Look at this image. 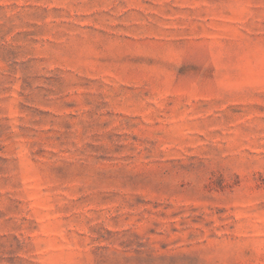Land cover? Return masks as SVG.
Listing matches in <instances>:
<instances>
[{"label": "rangeland", "instance_id": "rangeland-1", "mask_svg": "<svg viewBox=\"0 0 264 264\" xmlns=\"http://www.w3.org/2000/svg\"><path fill=\"white\" fill-rule=\"evenodd\" d=\"M0 264H264V0H0Z\"/></svg>", "mask_w": 264, "mask_h": 264}]
</instances>
